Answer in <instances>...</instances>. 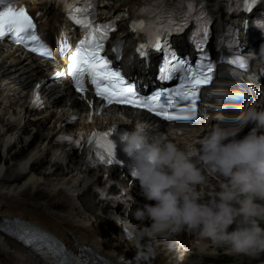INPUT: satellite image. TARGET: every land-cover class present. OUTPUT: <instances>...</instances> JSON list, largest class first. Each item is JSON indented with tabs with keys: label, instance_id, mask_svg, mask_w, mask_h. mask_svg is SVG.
<instances>
[{
	"label": "clouds",
	"instance_id": "clouds-1",
	"mask_svg": "<svg viewBox=\"0 0 264 264\" xmlns=\"http://www.w3.org/2000/svg\"><path fill=\"white\" fill-rule=\"evenodd\" d=\"M249 123L251 130L237 139ZM200 131L195 134L199 147L189 138L174 142L168 137L176 132H159L146 121L121 135L139 195L154 202L137 201L130 209L142 225L135 238L170 240L188 231L201 248L258 257L264 254V109L249 106L235 116L219 117L202 137ZM194 159L219 177L210 195L202 190L208 181ZM139 255L147 260L155 252Z\"/></svg>",
	"mask_w": 264,
	"mask_h": 264
},
{
	"label": "bare ground",
	"instance_id": "bare-ground-1",
	"mask_svg": "<svg viewBox=\"0 0 264 264\" xmlns=\"http://www.w3.org/2000/svg\"><path fill=\"white\" fill-rule=\"evenodd\" d=\"M56 68L43 70L35 66L34 60L24 57L18 49L0 50V78L9 77L10 81H17L18 85L22 86V89L14 92L0 89L2 96L14 95L17 98L11 105H6L0 100V216L24 215L25 219L37 224L51 226L52 222L56 223L53 228L58 225L67 226L72 230L74 237L88 233L102 241L109 249L129 254L142 264H152L149 259L144 260L139 255L144 251L135 249L134 239L124 240L114 230H102L96 224L97 217L94 213L88 211L82 202L74 200L66 193L68 187L76 186L81 181L85 184L104 170L81 169L80 155L67 152L66 156H61L60 149L55 148L53 144L59 123L69 113L72 112L81 122L86 120L89 108L86 107L84 97H79L72 91L67 78H61L45 89L53 107L28 117L25 114L27 103V98L23 101L25 92ZM238 79L255 83L248 76ZM62 91L64 93L55 98V95ZM136 118L146 122L149 120L145 115L135 114L125 108L124 111L116 109L107 111L100 122L114 119L120 123L127 121L134 124L133 120ZM25 123L37 129L34 135L29 137L22 133ZM159 126L162 131L168 128L183 129L186 131L183 133L185 138L197 137L195 135L197 131H193V124L181 126L178 123L166 125L161 123ZM34 137H37V142L31 146L32 149L27 150ZM41 162H47L46 170L40 169ZM111 172H115L118 177L121 176V172L116 169ZM132 187L138 193L136 185ZM135 223L142 227L140 222ZM90 230L94 233L92 234ZM17 262L19 256L7 248L5 240L0 235V264H17ZM166 264L169 262L166 261Z\"/></svg>",
	"mask_w": 264,
	"mask_h": 264
},
{
	"label": "snow or ice",
	"instance_id": "snow-or-ice-1",
	"mask_svg": "<svg viewBox=\"0 0 264 264\" xmlns=\"http://www.w3.org/2000/svg\"><path fill=\"white\" fill-rule=\"evenodd\" d=\"M86 6L83 8H73L69 12L70 18L74 23L80 25L85 31V36L81 39L76 47L75 52L70 57L68 65V74L71 76L74 86L79 93L85 89V77H87L95 87V94L107 105H131L134 108L147 109L148 112L154 113L155 116L162 118L164 121H192L197 116V103L200 99L201 88L211 84L213 81L215 66L205 54L201 60L194 66H189L184 60L177 59L174 52L169 49L166 53L164 65L160 69V80L171 81L178 79L179 84L172 88H165L156 91L154 94L143 97L139 96L131 83L125 81L124 76L119 70H114L111 61L100 55L104 48V42L108 39L110 32L115 31L114 24L94 25V20L90 19V9L92 0H84ZM186 5V13L182 18H188L194 11V0H183ZM257 3V0H250V4ZM142 11H144L142 9ZM166 23L159 28L155 24H145L143 21H135L131 28L136 32H145L148 35L149 47L161 48L159 42L161 35L167 32L178 30L174 29L175 21L172 15L161 17ZM198 31L203 33L206 38L210 18L201 7L199 9ZM36 25L32 18L26 13L24 8L16 9L9 0L7 5L0 11V38L11 34L15 43L21 44L30 51L41 55L51 57L52 50L44 44L35 32ZM31 42V45L30 43ZM146 45H140L138 51L141 55ZM167 48V44L164 45ZM197 47L203 52V40ZM63 50V49H62ZM118 51V49H117ZM170 57V59L168 58ZM250 57L243 55L237 59L229 61L238 64L240 68L247 67L246 60ZM174 62V63H173ZM63 72H57L54 77H62ZM39 88V85L37 86ZM33 103L43 106L38 92L34 93ZM91 104V101H89ZM75 119V117H72ZM81 136L84 134L81 133ZM111 132H94L89 138V143L95 141L98 148L97 159L101 163L113 164L119 163L115 155V145L109 137ZM65 140H71V137H62ZM79 143V140L74 141ZM19 238L28 244L42 240L36 232L21 226L18 229ZM51 252V264H76L71 260L62 249L55 245L48 246Z\"/></svg>",
	"mask_w": 264,
	"mask_h": 264
},
{
	"label": "rangeland",
	"instance_id": "rangeland-1",
	"mask_svg": "<svg viewBox=\"0 0 264 264\" xmlns=\"http://www.w3.org/2000/svg\"><path fill=\"white\" fill-rule=\"evenodd\" d=\"M81 105V104H80ZM35 142H37V137H34L33 138V140H32V142L30 143V145L27 147V150H29L30 148H31V146L35 143ZM32 149V148H31ZM47 162L45 163V162H41L40 164H39V167H40V169H42V170H46L47 169ZM263 255V257H264V254H262Z\"/></svg>",
	"mask_w": 264,
	"mask_h": 264
}]
</instances>
